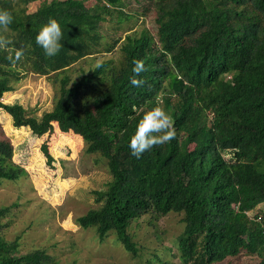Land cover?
Instances as JSON below:
<instances>
[{"label": "trees", "instance_id": "16d2710c", "mask_svg": "<svg viewBox=\"0 0 264 264\" xmlns=\"http://www.w3.org/2000/svg\"><path fill=\"white\" fill-rule=\"evenodd\" d=\"M35 1L0 0V10L13 16L8 30L22 35L29 49L20 61L0 50V110L16 129L28 128L40 139L57 127L107 161L111 179L104 190L93 191L98 207L77 223L95 228L100 240L115 234L135 257L133 222L148 214H182L180 264L242 256L264 264V212L250 216L264 205V0H133L148 1L156 11L155 35H126L117 58L77 78L71 75L77 63L118 45L105 42L100 27L108 19L120 24L132 18L125 0H43L30 13ZM50 17L64 33L54 57L35 43ZM133 60H143L147 69L137 77L144 80L141 87L130 82ZM29 72L56 89L52 111L41 117L19 103L2 102ZM158 94L176 138L137 159L130 137ZM2 135L0 127V180H19L27 172L13 163V146ZM41 153L54 169L47 144ZM10 208H0V221ZM19 240L0 235V264H59L45 251L22 254Z\"/></svg>", "mask_w": 264, "mask_h": 264}, {"label": "rangeland", "instance_id": "374dc122", "mask_svg": "<svg viewBox=\"0 0 264 264\" xmlns=\"http://www.w3.org/2000/svg\"><path fill=\"white\" fill-rule=\"evenodd\" d=\"M43 0L30 4L35 12ZM51 1V0H49ZM95 4L92 1L88 7ZM129 21L115 23L108 19L102 23L100 33L105 42H118L111 53L102 52L80 61L71 69L73 78L89 72L106 59L119 55V46L126 35L147 31L156 33V11L146 2L125 0ZM148 8V9H147ZM0 35L12 41L10 47L29 51L25 38L12 31L0 30ZM26 61L31 56L26 55ZM56 89L50 81L33 72L26 74L14 92L6 93L2 102L19 103L32 115L41 117L52 111ZM2 138L13 146V163L24 168L27 175L16 181L0 180V208L11 207L0 221L1 236L7 241L19 237L22 254L45 251L59 264H180L178 238L184 230L182 214L171 213L165 217L152 214L133 222L130 233L138 247V255L125 251L115 234L100 240L95 228H82L77 219L97 208L93 191L104 190L111 179L107 161L99 154H88L82 138L62 134L55 127L53 134L40 139L32 136L28 128L16 129L11 117L0 110ZM47 144L56 160L54 169L47 167L41 146ZM264 170V164L262 165ZM258 210L264 212V205ZM257 256L228 258L216 264H255Z\"/></svg>", "mask_w": 264, "mask_h": 264}, {"label": "clouds", "instance_id": "9594fccd", "mask_svg": "<svg viewBox=\"0 0 264 264\" xmlns=\"http://www.w3.org/2000/svg\"><path fill=\"white\" fill-rule=\"evenodd\" d=\"M13 22L12 14L7 10H0V30L8 31V26ZM64 33L60 22L55 18H49L47 23L42 25L35 37V43L42 48L44 54L48 57L56 56L63 48ZM12 41L3 35H0V50L14 53V60L20 61L24 56L25 49L22 46L19 49L10 47ZM13 60V56H8ZM134 73L131 78V84L134 87H141L144 84L143 79H137L141 73L147 71L143 60H133ZM163 101L159 94L156 98V106L145 111L142 118L136 123L135 131L130 137V154L137 159L150 151L153 147L164 145L176 138V129L171 115L162 107Z\"/></svg>", "mask_w": 264, "mask_h": 264}]
</instances>
